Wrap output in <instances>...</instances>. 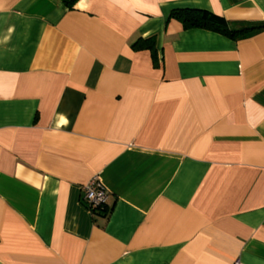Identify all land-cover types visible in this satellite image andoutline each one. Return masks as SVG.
<instances>
[{"label": "crops", "instance_id": "1", "mask_svg": "<svg viewBox=\"0 0 264 264\" xmlns=\"http://www.w3.org/2000/svg\"><path fill=\"white\" fill-rule=\"evenodd\" d=\"M184 8L264 24V0H0V264H264V27Z\"/></svg>", "mask_w": 264, "mask_h": 264}, {"label": "trees", "instance_id": "2", "mask_svg": "<svg viewBox=\"0 0 264 264\" xmlns=\"http://www.w3.org/2000/svg\"><path fill=\"white\" fill-rule=\"evenodd\" d=\"M171 17L180 20L186 28L203 27L237 38L253 35L264 27L263 23H233L221 15L202 9H175L171 13ZM132 47L134 49L149 48L157 65L158 59L154 39L140 38L132 44Z\"/></svg>", "mask_w": 264, "mask_h": 264}, {"label": "built area", "instance_id": "3", "mask_svg": "<svg viewBox=\"0 0 264 264\" xmlns=\"http://www.w3.org/2000/svg\"><path fill=\"white\" fill-rule=\"evenodd\" d=\"M84 201L91 212L105 210L108 205L110 192L99 176L93 177L84 187ZM235 264H240L237 260Z\"/></svg>", "mask_w": 264, "mask_h": 264}]
</instances>
